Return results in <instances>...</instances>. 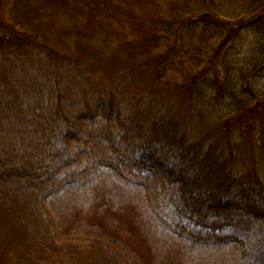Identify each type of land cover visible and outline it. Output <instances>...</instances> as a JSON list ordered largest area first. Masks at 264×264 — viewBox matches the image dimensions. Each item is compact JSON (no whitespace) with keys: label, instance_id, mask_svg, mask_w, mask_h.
<instances>
[{"label":"trees","instance_id":"trees-1","mask_svg":"<svg viewBox=\"0 0 264 264\" xmlns=\"http://www.w3.org/2000/svg\"><path fill=\"white\" fill-rule=\"evenodd\" d=\"M161 1L0 0V264H141L81 230L138 216L97 201L118 170L156 236L264 264V0Z\"/></svg>","mask_w":264,"mask_h":264},{"label":"rangeland","instance_id":"rangeland-1","mask_svg":"<svg viewBox=\"0 0 264 264\" xmlns=\"http://www.w3.org/2000/svg\"><path fill=\"white\" fill-rule=\"evenodd\" d=\"M216 4L219 6L220 11L222 13H227L231 17V13L235 12L239 9L240 0L235 2V0H216ZM145 6L151 7V3L143 2ZM161 8L167 9L166 1L162 0L159 4ZM262 86H264V79L260 82ZM187 117V114L184 112V109L179 112L178 120L184 121ZM260 159V160H258ZM257 160L250 159L246 160V163L253 164L257 162L259 171L261 168H264V161L259 157ZM116 176L108 179L106 177L104 182L100 187L97 188L96 196L98 195L97 201L107 204L116 205V203L120 207H134L138 212V216L131 214L132 222H135L139 219V223L132 224L129 218V214L127 212V228L124 229V232L121 233L120 237L118 236V240L115 239V234H112L110 230H104L100 225H96L94 227H90L89 225L84 226L81 230H94L95 234L102 233L107 239V242L110 241L115 243H121L127 251L136 257L141 264H227L226 258L229 257L230 251L233 250V245L230 244L228 246H205L202 244H197L192 242L184 243V239L180 243L179 239H171L166 236H156L155 231L157 230L155 227L151 228L150 223L144 222L143 219V211L146 210L145 199L142 197L143 191L140 186H134V180H128L122 172L115 171ZM113 176V175H112ZM124 180V181H123ZM107 181V182H106ZM132 185L128 184L127 182ZM106 182V185H105ZM125 182V183H123ZM98 183V182H97ZM94 183L95 185L97 184ZM105 185V186H104ZM170 191H163L161 193V198L158 200L159 209L155 211V213L160 216H166L170 222L179 223L182 221L181 219H175L174 216H171L174 213V209L176 208L177 199L175 197H171ZM130 200V203L128 202ZM136 202H140L138 206ZM95 203V201H94ZM93 205H91L92 207ZM127 206V207H126ZM100 209L103 208V205H99ZM132 213V212H131ZM174 220V221H173ZM179 220V221H178ZM80 230V229H79ZM131 230V231H130ZM174 232L175 229H173ZM170 230V231H173ZM141 234H140V233ZM146 233L151 232L153 237L151 239L146 237ZM139 235H142V238H139ZM81 237H83L81 235ZM129 239L130 242L126 241ZM143 245V250L141 252L134 251L132 245ZM145 244V246H144ZM131 249V250H130ZM242 249V248H240ZM133 251L136 252L133 254ZM238 254V253H235ZM135 258V260H136ZM241 260V257H240Z\"/></svg>","mask_w":264,"mask_h":264}]
</instances>
